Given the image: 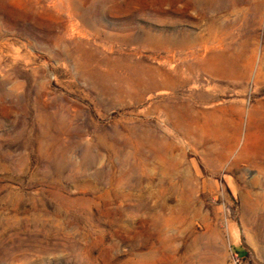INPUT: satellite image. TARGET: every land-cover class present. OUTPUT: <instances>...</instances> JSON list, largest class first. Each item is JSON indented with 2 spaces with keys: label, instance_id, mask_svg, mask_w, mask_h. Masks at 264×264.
I'll use <instances>...</instances> for the list:
<instances>
[{
  "label": "rangeland",
  "instance_id": "rangeland-1",
  "mask_svg": "<svg viewBox=\"0 0 264 264\" xmlns=\"http://www.w3.org/2000/svg\"><path fill=\"white\" fill-rule=\"evenodd\" d=\"M209 6L0 0V264H264V0Z\"/></svg>",
  "mask_w": 264,
  "mask_h": 264
},
{
  "label": "bare ground",
  "instance_id": "bare-ground-1",
  "mask_svg": "<svg viewBox=\"0 0 264 264\" xmlns=\"http://www.w3.org/2000/svg\"><path fill=\"white\" fill-rule=\"evenodd\" d=\"M191 1H193L196 6H201V5L209 6L211 3H213L217 6V8L222 9L225 8L227 3L233 0H191Z\"/></svg>",
  "mask_w": 264,
  "mask_h": 264
}]
</instances>
